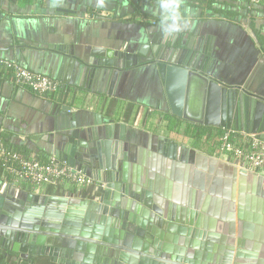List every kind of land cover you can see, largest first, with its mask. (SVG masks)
I'll return each instance as SVG.
<instances>
[{
  "label": "crops",
  "instance_id": "0c3cea01",
  "mask_svg": "<svg viewBox=\"0 0 264 264\" xmlns=\"http://www.w3.org/2000/svg\"><path fill=\"white\" fill-rule=\"evenodd\" d=\"M136 1L0 0V134L9 146L25 149L26 157L43 163L49 157L64 161L62 156L72 148L83 150V157L101 155L109 141L118 160L128 162L130 177L168 179L169 173L168 181L178 185L177 195L185 187L201 191L209 178L204 192L218 196L227 191L238 168L219 154L217 129L222 134L247 131L233 124L231 129L211 127L196 142L185 134L186 126L195 124L171 114L153 65L103 71L94 65L101 59L96 54L111 50L140 58V49L151 40L169 42L190 35L196 48L210 46L214 78L264 99V14L246 15L248 0H234L238 13L245 15L241 19L191 9L181 19V30L166 35L163 29L171 21L160 16L155 6L138 11ZM250 22L263 35L261 45L249 31ZM2 61L52 78L62 89L57 100L37 97L17 85ZM159 138L192 153L189 163L177 164L170 172L158 151ZM96 192L67 183L35 188L7 178L0 170V196L19 204L27 195L79 202ZM31 259L34 264H51L48 258ZM13 261L22 263L17 256Z\"/></svg>",
  "mask_w": 264,
  "mask_h": 264
},
{
  "label": "water",
  "instance_id": "95a60500",
  "mask_svg": "<svg viewBox=\"0 0 264 264\" xmlns=\"http://www.w3.org/2000/svg\"><path fill=\"white\" fill-rule=\"evenodd\" d=\"M139 53L140 58L107 50L89 62L117 73L153 65L173 116L203 127L233 124L264 139V99L214 78L210 46L198 49L187 35L151 40ZM158 142L169 171L189 163L193 154L187 149L163 138ZM82 153L72 148L62 159L104 188L79 202L27 195L19 206L0 196L1 249L26 264H34L32 257L51 264H264L261 174L238 168L218 196L204 192L209 178L201 191L185 187L177 195L169 173L168 179L130 177L128 162L118 160L112 142L101 155Z\"/></svg>",
  "mask_w": 264,
  "mask_h": 264
},
{
  "label": "built area",
  "instance_id": "2783aa9c",
  "mask_svg": "<svg viewBox=\"0 0 264 264\" xmlns=\"http://www.w3.org/2000/svg\"><path fill=\"white\" fill-rule=\"evenodd\" d=\"M251 5H262L264 0H248ZM153 24V23H152ZM1 65L12 72L15 83L34 95L57 100L62 91L52 78L31 72L16 62L2 61ZM219 154L234 160L239 169L253 174H264V139L245 131L227 130L220 137ZM0 161L7 164L5 171L16 182H26L35 188L57 187L63 183L99 191L103 184L94 181L83 170L65 161L49 157L46 163L34 158L20 159L0 147ZM14 163H10V162Z\"/></svg>",
  "mask_w": 264,
  "mask_h": 264
},
{
  "label": "trees",
  "instance_id": "16d2710c",
  "mask_svg": "<svg viewBox=\"0 0 264 264\" xmlns=\"http://www.w3.org/2000/svg\"><path fill=\"white\" fill-rule=\"evenodd\" d=\"M175 3H178L180 5L178 11L181 15V19L186 17L187 12L191 9L201 11V14L206 13V14H211L212 16L214 15L227 19L228 18L241 19L243 16H245L242 13H238V11L236 10L238 6L234 3V0H137L135 3V8L138 11L140 10L142 11L143 8L145 9L146 6H150V7L155 6L158 9V11L161 12L160 16L164 17L167 15V13H165L161 5L175 4ZM247 7L248 10L246 12V15L247 14L252 15V13L264 14V4L249 5V3H247ZM248 27L254 41L257 44L261 45V43L263 42V35L260 33V31L257 28H255L252 22L249 23ZM212 129L213 128L211 127H203L198 125L195 126L188 124L186 126L185 134L191 136L192 138H195L197 140L196 142H198L200 137L207 136ZM217 130H218L217 135L221 136L223 130L221 129H217ZM0 147L5 149L7 152H10L11 154H16L20 159L28 158L26 157L28 152L25 149H19L9 146L1 134H0ZM10 163H14V162L11 161ZM6 166H7L6 163L0 161V170L6 174L7 178H10L11 175L5 171ZM15 256H16L15 254L0 248V264H16V262L13 261ZM21 264H26V263L22 262Z\"/></svg>",
  "mask_w": 264,
  "mask_h": 264
},
{
  "label": "clouds",
  "instance_id": "9594fccd",
  "mask_svg": "<svg viewBox=\"0 0 264 264\" xmlns=\"http://www.w3.org/2000/svg\"><path fill=\"white\" fill-rule=\"evenodd\" d=\"M161 7L164 9L165 13H167L164 19L171 21V23L164 27V33L169 35L179 32L181 30V15L178 11L180 5L178 3L162 4Z\"/></svg>",
  "mask_w": 264,
  "mask_h": 264
},
{
  "label": "rangeland",
  "instance_id": "374dc122",
  "mask_svg": "<svg viewBox=\"0 0 264 264\" xmlns=\"http://www.w3.org/2000/svg\"><path fill=\"white\" fill-rule=\"evenodd\" d=\"M227 162H229L231 165H234L235 167L237 166V168H239L238 165L235 164L236 162L234 160L229 159Z\"/></svg>",
  "mask_w": 264,
  "mask_h": 264
},
{
  "label": "flooded vegetation",
  "instance_id": "af4514ba",
  "mask_svg": "<svg viewBox=\"0 0 264 264\" xmlns=\"http://www.w3.org/2000/svg\"><path fill=\"white\" fill-rule=\"evenodd\" d=\"M20 203H21V202H20ZM18 205H19V206H20V205L22 206V205H23V203H21V204H18ZM10 206H15V205H14V204H10V205H9V204H6V207H10ZM16 206H17V205H16Z\"/></svg>",
  "mask_w": 264,
  "mask_h": 264
}]
</instances>
